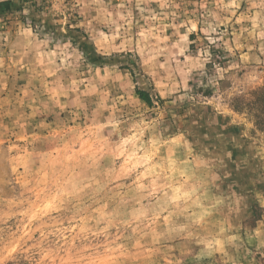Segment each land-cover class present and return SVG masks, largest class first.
<instances>
[{"label": "rangeland", "instance_id": "374dc122", "mask_svg": "<svg viewBox=\"0 0 264 264\" xmlns=\"http://www.w3.org/2000/svg\"><path fill=\"white\" fill-rule=\"evenodd\" d=\"M0 264H264V0H0Z\"/></svg>", "mask_w": 264, "mask_h": 264}, {"label": "trees", "instance_id": "16d2710c", "mask_svg": "<svg viewBox=\"0 0 264 264\" xmlns=\"http://www.w3.org/2000/svg\"><path fill=\"white\" fill-rule=\"evenodd\" d=\"M137 94L143 99L145 100L146 102H150V98L148 96V93L143 91V90H137Z\"/></svg>", "mask_w": 264, "mask_h": 264}]
</instances>
